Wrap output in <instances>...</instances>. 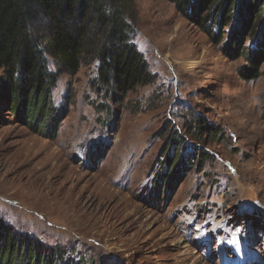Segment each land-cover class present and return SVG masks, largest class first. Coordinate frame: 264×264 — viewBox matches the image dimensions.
Segmentation results:
<instances>
[{"label": "rangeland", "instance_id": "obj_1", "mask_svg": "<svg viewBox=\"0 0 264 264\" xmlns=\"http://www.w3.org/2000/svg\"><path fill=\"white\" fill-rule=\"evenodd\" d=\"M127 3L152 83L123 99L98 64L55 67L53 102L67 114L49 136L10 113L0 83V221L45 255L59 250L58 264H264V61L246 81L243 58L168 0ZM198 119L224 137L196 136ZM174 129L183 161L156 189Z\"/></svg>", "mask_w": 264, "mask_h": 264}, {"label": "trees", "instance_id": "obj_2", "mask_svg": "<svg viewBox=\"0 0 264 264\" xmlns=\"http://www.w3.org/2000/svg\"><path fill=\"white\" fill-rule=\"evenodd\" d=\"M168 1L216 46L224 43L226 56L243 58L244 80L260 77L264 0ZM132 13L127 0H0V83L9 89L10 113L24 118L38 135L56 134L55 125L67 112L64 108L60 116L53 102L58 83L55 67L77 76L83 66L98 64L100 81L123 99L143 84L152 83L154 77L143 54L130 40ZM247 39L249 45L244 47ZM196 123V136L204 133L215 141L224 137L206 120ZM173 135L164 146L162 173L155 176L153 188L158 189L161 182L169 186L173 168L183 161L177 129ZM210 155L201 150L192 160L203 164ZM186 164L194 162L189 159ZM41 251L18 240L0 221V264H58L63 255L59 250L49 255Z\"/></svg>", "mask_w": 264, "mask_h": 264}]
</instances>
